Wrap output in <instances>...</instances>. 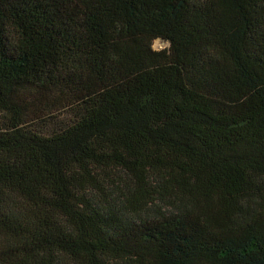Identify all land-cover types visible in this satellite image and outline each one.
Segmentation results:
<instances>
[{"label": "trees", "instance_id": "trees-1", "mask_svg": "<svg viewBox=\"0 0 264 264\" xmlns=\"http://www.w3.org/2000/svg\"><path fill=\"white\" fill-rule=\"evenodd\" d=\"M0 264H264V0H0Z\"/></svg>", "mask_w": 264, "mask_h": 264}, {"label": "rangeland", "instance_id": "rangeland-1", "mask_svg": "<svg viewBox=\"0 0 264 264\" xmlns=\"http://www.w3.org/2000/svg\"><path fill=\"white\" fill-rule=\"evenodd\" d=\"M165 46H167V42L163 41V40H155L152 44V47L154 49H161V48H164Z\"/></svg>", "mask_w": 264, "mask_h": 264}]
</instances>
